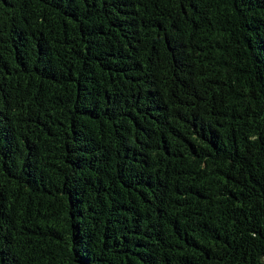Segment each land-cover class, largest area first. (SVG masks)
I'll return each instance as SVG.
<instances>
[{
    "label": "trees",
    "instance_id": "trees-1",
    "mask_svg": "<svg viewBox=\"0 0 264 264\" xmlns=\"http://www.w3.org/2000/svg\"><path fill=\"white\" fill-rule=\"evenodd\" d=\"M0 264H264V0H0Z\"/></svg>",
    "mask_w": 264,
    "mask_h": 264
}]
</instances>
